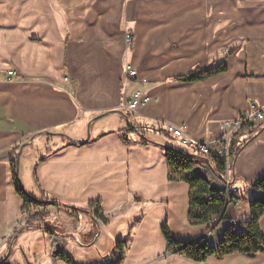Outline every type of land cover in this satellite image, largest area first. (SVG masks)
I'll return each instance as SVG.
<instances>
[{
  "label": "crops",
  "instance_id": "0c3cea01",
  "mask_svg": "<svg viewBox=\"0 0 264 264\" xmlns=\"http://www.w3.org/2000/svg\"><path fill=\"white\" fill-rule=\"evenodd\" d=\"M125 31L133 35L129 50ZM126 65L147 80L143 90L152 98L130 114L126 100L139 84L124 85ZM219 65L226 70L181 80ZM9 70L16 72L12 82L5 80ZM251 103L264 109V0H0V261L22 216L13 161L35 147L41 154L24 156L25 193L76 208L91 220L88 228L76 220L81 240L65 244L62 255L76 261L84 250L91 264H264V251L194 262L169 251L162 234L165 226L180 243L206 237L217 249L231 220L249 222V204L259 196L251 186L264 177V119L252 123L262 126L250 140L253 127L232 141L239 147L248 140L231 161L240 201L227 207L226 227L189 225V187L168 180L165 159L166 147L179 150L167 140L178 142L144 129L143 144L128 127L164 131L171 125L205 142L219 136L223 122L249 112ZM194 169L222 188L208 166ZM260 229L264 236V215ZM24 233L32 236L13 241L8 264H67L50 257L39 229ZM114 241L123 242L120 251L113 248L111 257L99 260L94 250L101 256Z\"/></svg>",
  "mask_w": 264,
  "mask_h": 264
},
{
  "label": "trees",
  "instance_id": "16d2710c",
  "mask_svg": "<svg viewBox=\"0 0 264 264\" xmlns=\"http://www.w3.org/2000/svg\"><path fill=\"white\" fill-rule=\"evenodd\" d=\"M226 70L223 65H219L213 69L209 70H199L190 73L187 77L181 80L187 82H193L208 78L210 76L222 73ZM130 131L135 132L141 139V143L148 142L144 137L145 131L152 130L155 133L167 135L162 129L152 126L148 128L135 126H128ZM252 124L246 125L244 128H252ZM261 127L252 131V134L248 140L259 133ZM165 133V134H164ZM126 142L127 140L124 139ZM247 140V142H248ZM243 143L239 147L232 145L233 156L238 154L241 148L247 143ZM165 159L168 167V180L170 182H183L188 185V223L191 226L198 225H209L212 223H222L226 221L225 211L227 209L226 204L221 199V195L224 194L222 188L212 187L206 180L202 179L197 175L195 167L199 164H205L208 166L213 173L221 180L224 181L225 178V166L223 162L215 155L211 154L209 156H202L194 151H180L173 148L166 147L165 149ZM231 171V168H230ZM13 174V184L15 193L22 200L21 211H27L31 206L40 205H50L57 208H63L71 213V215H76L80 210L62 204L60 202L45 199L44 201H36L25 193L22 189L21 184L18 179L16 166L12 165ZM232 183L230 179V184ZM232 186V184H231ZM251 188L259 193V196L253 198L249 204L250 220L245 225L247 229L246 234L235 233L231 228H226L222 234V240L219 242L217 249H214L208 245L207 238L202 237L191 243H180L174 240L168 233L165 226L162 227V234L167 243V249L169 251H174L176 254L183 256L194 262H205L211 257L223 258L228 255L242 254L248 257H253L254 255L264 251V236L260 229V219L264 215V177L252 184ZM237 202L240 201L237 197H233ZM90 208L92 206H89ZM41 214L35 212L27 217V222L24 227L14 233L10 242L16 240L18 236L25 231L33 229H41L40 227L30 225L32 221H36L37 217ZM95 220L101 221L103 224L106 220L103 216L98 214V210L93 215ZM47 234H51L46 229ZM122 241H117L115 243V250L120 251ZM60 259L67 264H74L73 261L64 255L60 256ZM119 259H122V254L119 253ZM1 264H8V259L3 261ZM114 264H119L116 262Z\"/></svg>",
  "mask_w": 264,
  "mask_h": 264
},
{
  "label": "built area",
  "instance_id": "2783aa9c",
  "mask_svg": "<svg viewBox=\"0 0 264 264\" xmlns=\"http://www.w3.org/2000/svg\"><path fill=\"white\" fill-rule=\"evenodd\" d=\"M124 44L128 49L133 44V36L130 32L124 34ZM13 70H9L6 74V81L11 82L15 76ZM124 85L127 86L130 82L136 81L139 84V88L134 90L126 100L125 109L132 113L146 106L152 98L146 94L143 90V86L147 83L145 78H139L136 69L130 65L124 67ZM264 119V109L260 108L256 103H251L249 106V112H241L234 120L223 122L220 126V134L216 138L205 142H196L187 137L181 128H176L171 125H166L164 131L171 138L175 139L181 146L188 148L202 156H209L211 154L217 156L225 166V178L222 181V189L224 194L221 195V199L226 206L236 205L238 202L235 200L237 190L230 184V168L233 158L232 141L240 130L246 125L253 122H261ZM229 228L235 230L238 233L246 234L247 229L244 224L231 220L229 222Z\"/></svg>",
  "mask_w": 264,
  "mask_h": 264
},
{
  "label": "rangeland",
  "instance_id": "374dc122",
  "mask_svg": "<svg viewBox=\"0 0 264 264\" xmlns=\"http://www.w3.org/2000/svg\"><path fill=\"white\" fill-rule=\"evenodd\" d=\"M125 32H130V31H125ZM128 50H129V48H128ZM127 52H129V51H127ZM6 74H7V72H6ZM15 74H16V72H15ZM15 77H16V75L14 76V78ZM13 79H12V81H13ZM5 80H6V75H5ZM127 113L130 114V112H128V111H127ZM129 114H127L126 116H129ZM261 126L262 125L253 126V131L256 130V129H259ZM90 135H91V130H90V126H88L87 130H86V134H85L86 139H87L88 136L90 137ZM43 139L46 140V141H50L51 142V141L55 140V136L51 135V134H47V135L43 134ZM167 141L173 147H175V148H177L179 150L185 151L187 149V148L181 146L179 143H176L175 141H171V142H170V140H167ZM30 148H32V149L26 150L19 157L16 156V158H14V161H13V165L14 166L18 165V167H17V175H18V179H19V182H20L21 187H22L23 190L25 188L24 183H25V180H26L25 179V175L23 174V165L25 163V157L24 156H25L26 153L32 152L33 153L32 157H34L36 155V152L39 153L37 148H35V147H30ZM39 154H41V152ZM30 177H31V173H28L27 174V178H30ZM41 200L44 201L43 199L40 198L39 201H41ZM35 212H39L41 215L39 217H37L36 221H32L30 223V225H34V226H37V227L41 228V229H39V231L42 232V233H40L42 235L41 238L44 239L45 241H47L49 243V245H51V246H49V249H50V257L52 259H53V257L54 258H56L57 256L60 257L62 255L61 251H62L64 245L65 244H70V242H73L75 237H76V241L81 240V238L78 236L80 234L81 230L79 232L76 231V220L77 219H80L81 223L86 228H88V225L91 222L89 216L86 215V214L79 213V214H76V215L72 216L69 211H67V210H65L63 208L53 209L52 206L45 205V204L40 205V206H31L29 209H27V211H24V212L21 211V215H22L21 216V223L16 228V230L13 232L12 236L14 235L15 232H17L18 230H20L22 227H24L26 225L27 217L30 216L31 214H34ZM89 213L90 214H94L95 213V209H89ZM225 223H227V222L225 221V222H222L221 224L224 225V227H226ZM46 229L53 230L56 233L55 235H57V237H55L54 239H51L50 238L51 236H49L48 234L43 233V232L47 231ZM32 232H33L32 233V235H33L37 231L36 232L32 231ZM217 232L218 231H216L215 234ZM233 232L237 233L235 230H233ZM32 235L29 236L26 233L22 232L18 236V238L16 239L17 242L15 244H17V245L21 244V242L23 240L29 239V237H31ZM12 236L7 240V243L10 241ZM57 243H58V249H57V251H55L54 248H55V244H57ZM115 243L116 242L114 241V243H112V247L108 248V251L106 253L104 252V254H102L101 256H99V253L96 250H94V254L97 256V258H99V260H101V261L106 260L107 257H111L113 248L115 249V247H114ZM12 250H13V247H12ZM46 251H47V254H49L48 253V248H46ZM64 251H65V253H67L66 250H64ZM68 253H70V252H68ZM80 253H81L82 258L78 257L79 259L76 258V261L74 259H72V256L69 254V257H71V259L73 260L74 264H82V263L83 264H87V263L91 264V262H89L87 260V259H90V257H89L90 253L85 252L84 250H83V252H80ZM9 261H10V259H9ZM11 264H18V261L16 260L14 262L11 259Z\"/></svg>",
  "mask_w": 264,
  "mask_h": 264
},
{
  "label": "water",
  "instance_id": "95a60500",
  "mask_svg": "<svg viewBox=\"0 0 264 264\" xmlns=\"http://www.w3.org/2000/svg\"><path fill=\"white\" fill-rule=\"evenodd\" d=\"M88 139H89V136L87 137L86 141H88ZM17 167H18V165L16 166V170H17ZM190 243H191V242H190ZM12 244H13V240L10 242V244H9V246H8V248H7L6 255H5L4 258L0 261V264H1L3 261H5V260H7V259L9 258L10 254H11V250H12Z\"/></svg>",
  "mask_w": 264,
  "mask_h": 264
}]
</instances>
